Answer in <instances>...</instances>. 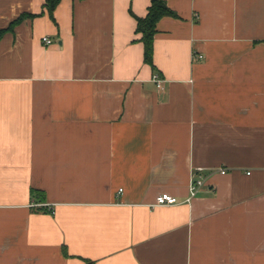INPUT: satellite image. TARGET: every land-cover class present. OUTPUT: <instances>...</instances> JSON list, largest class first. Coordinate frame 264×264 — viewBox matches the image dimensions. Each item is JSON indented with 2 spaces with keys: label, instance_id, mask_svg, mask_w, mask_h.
Returning a JSON list of instances; mask_svg holds the SVG:
<instances>
[{
  "label": "crops",
  "instance_id": "1",
  "mask_svg": "<svg viewBox=\"0 0 264 264\" xmlns=\"http://www.w3.org/2000/svg\"><path fill=\"white\" fill-rule=\"evenodd\" d=\"M150 2L0 0V264H264V0Z\"/></svg>",
  "mask_w": 264,
  "mask_h": 264
},
{
  "label": "trees",
  "instance_id": "2",
  "mask_svg": "<svg viewBox=\"0 0 264 264\" xmlns=\"http://www.w3.org/2000/svg\"><path fill=\"white\" fill-rule=\"evenodd\" d=\"M61 0H45V8L47 9L50 17L54 21V12ZM168 0H151L148 7L147 14L144 17L137 18V33L141 34L140 41L144 45V61L153 66V53H154V36L156 33L157 23L163 17L178 18V14L173 11L168 5ZM28 14H22L18 19L13 21L7 29L0 30V38L7 31L11 30L14 25L18 24ZM32 16V15H30ZM86 264H94L88 261Z\"/></svg>",
  "mask_w": 264,
  "mask_h": 264
},
{
  "label": "built area",
  "instance_id": "3",
  "mask_svg": "<svg viewBox=\"0 0 264 264\" xmlns=\"http://www.w3.org/2000/svg\"><path fill=\"white\" fill-rule=\"evenodd\" d=\"M43 42L46 44H51L52 40L50 37L46 36L43 37ZM155 80L157 81L158 87L162 88V81L158 79V76H155ZM223 173L225 171H222ZM204 178L201 176H195L192 180L190 191H191V197L194 196L198 190L203 186L204 184ZM179 199L175 196H172L168 193H162L156 196L155 202L151 205L153 207L156 206H164V205H175L179 203Z\"/></svg>",
  "mask_w": 264,
  "mask_h": 264
}]
</instances>
